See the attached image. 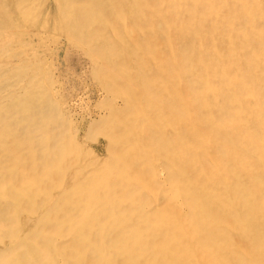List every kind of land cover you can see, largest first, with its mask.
I'll return each mask as SVG.
<instances>
[{
    "label": "bare ground",
    "instance_id": "6f19581e",
    "mask_svg": "<svg viewBox=\"0 0 264 264\" xmlns=\"http://www.w3.org/2000/svg\"><path fill=\"white\" fill-rule=\"evenodd\" d=\"M25 2L18 3L21 13L28 12L25 6L28 8L29 3ZM56 2L57 18L69 25L73 44L84 48L93 59L94 74L100 78L102 73L112 77V81L101 78L113 95L104 106L108 113L104 119L111 116V125L105 122L106 128L109 125L111 130L104 132L105 127L101 126L103 130L99 127L102 131L97 132L107 137L108 157L105 158L108 159L98 166L94 161L82 163V154H77V138L71 134V139L62 132L56 116L52 125L46 122V127L43 123L47 129L36 127L42 130L35 133V142L31 140L35 146L30 144L31 151L24 157L26 167H16L22 169L23 178L21 181L16 178L17 181L14 177L18 182L12 183L16 185L15 195L3 197L10 215L26 212L30 217L27 215L25 219L35 222L30 233L20 237L13 229L7 230L8 220L1 218L0 233L2 228L5 232L0 235L12 233L10 247H4L0 256L8 264H264V0ZM0 21L3 22L2 18ZM56 29L58 32L59 28ZM51 61L50 65L54 62ZM40 84L35 85L42 88ZM43 92L47 91L43 88ZM9 93L16 94L14 90ZM5 101L14 104L13 100ZM17 115H14L16 119ZM23 122L22 119L14 123L16 128L9 132L16 129V133H26L30 124L22 126ZM3 133L0 131V138L4 137ZM93 133L87 136L91 139L97 134ZM34 136L30 135L32 139ZM5 170L2 168L1 174ZM33 178L35 183L31 182ZM14 219L18 222V217ZM22 256L29 259L24 260Z\"/></svg>",
    "mask_w": 264,
    "mask_h": 264
},
{
    "label": "rangeland",
    "instance_id": "374dc122",
    "mask_svg": "<svg viewBox=\"0 0 264 264\" xmlns=\"http://www.w3.org/2000/svg\"><path fill=\"white\" fill-rule=\"evenodd\" d=\"M1 1L2 0H0V20H1V18H2V21L3 22H1L0 21V28L3 26H5L4 24H6L7 26H5L4 27V29L5 30H3V27L1 28L2 30H3V32H2V30H0L1 32H0V40L2 41L3 39H5V40H8V41H5V40H3V44H5V46H3V44L2 43H0V49L2 50V48L4 49V50H0V55L3 53V55H1L0 57V68L2 67L3 68V70H2V68L0 69L1 71H0V81H1V83H0V87L2 86L3 88H4V90H3V88H0V131H1V133H3V135H4V137H2V138H0V161H2V162H0V165H1V168H0V171L2 170V168H3V170H5L4 172H6V173H4L3 171H2V174H1V172H0V197H1V200H0V204H1V202H2V204L0 205L1 207H0V209H2V211L0 210V219L1 218H3L4 219V217H6L5 218V220H8L7 221V225H6V229L8 230V229H13V231H15L17 234L16 235H18L19 234V236L20 237H23L22 235H28L30 232V230H32V226H33V222H35V220L33 221V220H31L30 222L29 221H27V219H25V216H26V218H27V213L26 212H22L21 213V211L19 212V211H16L15 213H14V215L12 216V215H10V210H9V207H7L8 205L6 204L7 202L3 199V197H4V195H6L5 197H11V196H13V195H15V194H13L14 193V188L16 187V185H13L14 183L16 184V183H18L17 181V179H19L20 181H21V179L23 178V175H20V174H22V169H23V166H25L26 167V156H28L27 154L31 151V149H30V144H31V146L34 148V146H35V144H34V142H35V133H39V131L38 130H42V129H44V124L43 123H45L46 124V122L48 123V125L50 126V125H52V120H53V118L56 116L59 120H60V124L62 125V128H61V130H62V132L64 131L65 132V135L66 136H68V137H70L71 138V134H73L74 135V137H75V139L77 138V142L81 145V147L79 148V144H78V147H77V154H79V155H81L82 154V157H83V159H82V157L80 156V161L81 160H83V161H81L82 163H85V164H87V163H89V164H92L93 163V161H94V163L93 164H96L97 166L98 165H101V164H103L107 159L105 158V157H108V149H106V148H108L107 147V145H108V141H107V137L103 134V136H105V137H103L102 136V134H99V133H97L98 131H102L103 130V128L102 127H105L104 129L105 130H103L104 132L107 130V129H110L111 130V128H109V125L107 126V128H106V123L105 122H109V124H110V122H111V116L110 117H107V119H104L106 116H105V114H108L107 113V107H105L104 108V106H105V102H107V100H109L110 98H109V96L110 97H113V95H110L111 94V92H110V90L109 89H106V87L104 86L105 84L103 83L104 81H102L101 82V78H102V80L104 79L105 80V78L106 79H109V80H111V78L112 77H110V75H109V77H106L105 75V73H102L100 76H101V78L100 77H97L95 74H94V70H95V65H93V59L91 58V56L90 55H88L87 54V52L85 51V49L84 48H82V47H80V46H78V45H76V44H73V42L71 41V38L69 37L70 36V34L69 33H71L70 31H68L69 29H68V27H69V25H66V22H62V19H58L59 17V15H58V12H57V10H56V6H57V4H58V2H56V0H48V1H46V0H35V2L33 1V0H31V1H27V0H6L5 2H7L5 5H3L5 2H4V0L2 1V4H1ZM9 1H11L10 3L11 4H9ZM19 1H22V2H25L26 4H28V8H27V5L26 4H24V6L26 7L25 8V12H27L26 11V9H28V12L27 13H21V12H19L20 11V9H19V5L20 4H18L19 3ZM46 1V2H45ZM63 2L62 0H59V3H61V2ZM32 2V3H31ZM37 2H38V5H37V7H36V5H35V3L37 4ZM45 2V3H44ZM48 2V3H47ZM16 3V4H15ZM41 4V6H40V4ZM45 4V8H44V4ZM55 3V4H54ZM9 4V5H8ZM32 4H33V6H35V7H33L32 6ZM6 6H8V7H5ZM9 6H11L10 8H9ZM43 6V7H42ZM47 6H49V8L47 7ZM1 7H2V9H1ZM9 8V9H8ZM34 8L36 9V11L34 10ZM39 10H38V9ZM41 8H42V11H41ZM54 8V9H53ZM6 9V10H5ZM46 9H47V11L48 12H50L49 14H51V15H47V11H46ZM2 10H4L5 11V14H4V11H2ZM13 10V12H11ZM33 11L34 13H32L31 11ZM10 11V12H9ZM14 11H15V13H14ZM19 12V14H18V12ZM41 11V12H40ZM54 11V12H53ZM10 15H8L7 16V13ZM39 12V13H38ZM47 12V13H46ZM56 12V13H55ZM12 14H14V15H12ZM18 14V15H17ZM28 15V17L26 16V15ZM40 14V15H39ZM44 14H46V15H44ZM53 14V15H52ZM55 14V15H54ZM2 15H4L3 17H2ZM44 15V16H43ZM58 15V16H57ZM7 16V17H6ZM12 16H14V17H12ZM15 16H16V18H15ZM39 16V17H38ZM43 16V17H42ZM45 16H46V18H48V22H46V18H45ZM52 16H54V17H52ZM8 17L10 18L9 20H8ZM35 17H36V19H35ZM50 17H52L51 19H50ZM56 17V18H55ZM58 17V18H57ZM7 18V19H6ZM24 18H26L25 20H26V22H24L25 20H24ZM27 18H28V20H27ZM43 18H44V20H45V23H44V20H43ZM3 19H5V20H3ZM12 19V20H11ZM19 19V20H18ZM14 20H16L18 23H16ZM34 20V21H33ZM52 20H59V23H58V21L56 22V21H52ZM61 20V21H60ZM8 22V24L7 23H4V22ZM9 21H12V22H9ZM29 21V22H28ZM33 21V22H32ZM35 21H37V22H35ZM39 21H43V23H40ZM51 21L53 22V23H51ZM13 22H14V24H13ZM20 22V23H19ZM60 22H61V24L62 23H65V26L62 24H60ZM9 23H10V25H9ZM15 23H16V25H15ZM22 23V24H21ZM26 23L28 24V26L26 25ZM54 23H56L55 25H53ZM3 24V25H2ZM11 24H13V26L11 25ZM21 24V25H20ZM33 24V25H32ZM38 24V25H37ZM51 24L53 25V26H51ZM57 24H59V25H57ZM2 25V26H1ZM22 25H24V27H22ZM42 27H41V26ZM43 25H49V28H47V27H43ZM14 26L15 27H17V28H14ZM31 26V27H30ZM10 27H13L14 29H15V31H21V33H16L14 30H13V28H10ZM19 27V28H18ZM21 27V28H20ZM52 27V28H51ZM10 28V29H9ZM29 28V29H28ZM30 28H32L31 30H30ZM35 28V29H34ZM56 29V28H59L58 29V32H57V29H56V31L54 32L52 29ZM63 28V32L61 31V29ZM12 29V30H11ZM19 29V30H18ZM23 29V30H22ZM38 29H40V32H42V30H43V32H44V34H43V32H42V34H40V32H38L39 33V35H37L36 33H37V30ZM49 29V30H48ZM28 30L30 31V32H28ZM35 31V33H34V35L32 34L34 31ZM45 30V31H44ZM47 30L50 32V34L51 35H53V33H54V35L53 36H55V37H53V36H51L50 34H49V32H47ZM13 31V32H12ZM24 31V32H23ZM39 31V30H38ZM60 31V32H59ZM66 31V32H65ZM8 32V33H7ZM11 32V33H10ZM14 32L17 34H14ZM46 32H47V34H46ZM3 33H5V34H2ZM13 33V34H12ZM31 33V34H30ZM60 33H62V34H60ZM12 34V37L11 36H9V35H11ZM26 34H28L29 35V37H28V35H26ZM56 34V35H55ZM1 35H2V37H1ZM4 35H5V38H3L4 37ZM9 37V39H6L7 38V36ZM14 35H16V36H14ZM18 35H20L19 37H17ZM32 35V36H31ZM42 35V36H41ZM49 35V36H48ZM57 35H60L59 37L57 36ZM68 35V36H67ZM34 36H36V38L37 39H35V37ZM47 36V38H45ZM13 37H15V38H13ZM26 37H28L29 39H27ZM43 37V38H42ZM53 39V40H51V38ZM67 38V40H70L69 42L66 40V38ZM3 38V39H2ZM11 38H13V39H11ZM20 39V40H17V39ZM40 38V39H39ZM50 38V39H49ZM25 39V40H24ZM31 39V40H30ZM35 40V41H33V40ZM46 39V40H45ZM48 39V40H47ZM56 39H57V41H56ZM58 39H60V40H58ZM29 40V41H28ZM43 41V43L41 44V42H39V41ZM45 40V41H44ZM0 41V42H1ZM31 41V42H30ZM32 41H33V43H32ZM36 41H37V43H36ZM51 42V43H49V42ZM53 41V42H52ZM8 44H7V43ZM14 42V43H13ZM16 42V43H15ZM21 42V43H20ZM38 42H39V44H41V46H39V44H38ZM61 42V43H60ZM13 43V44H12ZM19 43L20 44H23V45H19ZM26 45H25V44ZM2 44V45H1ZM28 44H30V45H28ZM38 44V45H37ZM43 44H46V45H43ZM52 44V45H51ZM57 44H59V45H57ZM73 46H72V45ZM8 45V46H7ZM10 45H12V46H10ZM16 45V46H15ZM25 45V46H24ZM31 45H34V46H31ZM66 45V46H65ZM2 46V47H1ZM22 46V47H21ZM30 46V47H29ZM38 46V47H37ZM43 46V47H42ZM50 46H51V48H52V50L50 49ZM75 46V47H74ZM7 47V48H6ZM12 49H11V48ZM20 49H22V50H19V48ZM25 47H27V48H25ZM45 47V48H44ZM49 47V48H48ZM57 47V48H56ZM65 47V48H64ZM11 49V51H10V49ZM15 48H17V49H15ZM42 48V49H41ZM54 48H56V49H54ZM6 49V50H5ZM29 49L31 50V51H29ZM33 49V50H32ZM36 50V52H35V50ZM46 49V50H45ZM15 50V51H14ZM18 52H17V51ZM24 50H25V52H24ZM43 50V51H42ZM49 52H48V51ZM6 51V52H5ZM7 51H8V53L9 52H11V53H9V54H6L7 53ZM22 51V52H21ZM46 51V52H45ZM14 52V53H13ZM31 52H32V54H31ZM55 52V53H54ZM84 52V53H83ZM13 53V55H11ZM38 53V54H37ZM53 53H54V55H53ZM5 54V55H4ZM16 54H17V57H16ZM48 55V56H46V55ZM57 54V55H56ZM85 56H84V55ZM10 55H11V57H10ZM22 55V56H21ZM29 57H28V56ZM33 55V56H32ZM35 55V56H34ZM51 55V56H50ZM9 56V57H8ZM16 58H15V57ZM42 56V57H41ZM44 56V57H43ZM51 58H50V57ZM62 56H64V57H62ZM89 58H88V57ZM5 57L6 58H8L7 60L8 61H6V59H5ZM24 57V59H25V61H24V59H22ZM38 59H37V58ZM41 57V58H40ZM57 57V58H56ZM61 57V58H60ZM2 58H4L3 60H2ZM20 58V59H19ZM30 58V59H29ZM48 59V61H47V59ZM49 58H50V61L52 60V61H54V62H52L51 63V65L49 64L50 63V61H49ZM55 58V59H54ZM27 59V60H26ZM45 61H44V60ZM3 62H2V61ZM29 60V61H28ZM55 60H56V62H55ZM19 61H21V62H19ZM41 61V62H40ZM66 61V62H65ZM91 61V62H90ZM2 62V63H1ZM4 62H5V64H4ZM8 62H10L9 63V65H8ZM12 62V63H11ZM17 62V63H16ZM27 62V63H26ZM28 62H30L29 64H28ZM34 62V63H33ZM39 62V63H38ZM49 62V63H48ZM15 63V64H14ZM22 64V65H20V64ZM28 64V66L26 65V64ZM35 63H37L36 65H35ZM41 63H42V65H41ZM91 65H90V64ZM7 64V65H6ZM20 66H19V65ZM23 64H24V66H23ZM45 64H46V66L47 67H45ZM50 66H49V65ZM53 64V65H52ZM5 65V66H4ZM13 65V66H12ZM15 65H17V66H15ZM29 65H34V66H31V67H29ZM65 65V66H64ZM93 65V66H92ZM7 66H8V68H7ZM11 66V67H10ZM39 66V67H38ZM42 66L44 67V68H42ZM48 66H49V68H48ZM53 66H55V67H53ZM6 67V68H5ZM10 67V68H9ZM15 67V70L14 69H12L11 70V68H14ZM22 67H24V68H22ZM28 67H29V69H28ZM37 67V68H36ZM52 67V68H51ZM34 68H36V69H34ZM40 68H41V70H40ZM46 68V69H45ZM68 68V69H67ZM87 68V69H86ZM90 68V69H89ZM18 69V71H16ZM20 69V70H19ZM24 70L23 71V73H22V70ZM32 69V70H31ZM43 69H45V70H43ZM10 70V71H9ZM34 70V71H33ZM56 70V71H55ZM69 70H70V72H69ZM86 72H85V71ZM90 70V71H89ZM7 71V72H6ZM9 71V72H8ZM12 71H16V72H14V73H12ZM27 71V72H26ZM31 71V72H30ZM38 71H40L39 73L41 74H39L38 73ZM49 71V72H48ZM55 71V72H54ZM21 72V73H20ZM37 72V73H36ZM45 73V75H44V73ZM51 72V73H50ZM89 72V73H88ZM20 73V74H19ZM90 73H93V74H90ZM2 74V75H1ZM4 74H6V75H10V77L9 76H5ZM25 74L27 75V76H25ZM34 74H36V75H34ZM103 74H105V75H103ZM3 75H4V77H3ZM32 75V76H31ZM38 75V77H43V78H38V77H35V76H37ZM40 75V76H39ZM51 75V76H50ZM93 75H94V77H93ZM1 76L3 77V78H1ZM18 76H20V77H18ZM25 76V77H24ZM53 76V77H52ZM56 76V77H55ZM87 76V77H86ZM90 76L92 77V78H90ZM24 77V78H23ZM34 77V78H33ZM52 77V78H51ZM12 80H11V79ZM15 78V79H14ZM33 78V79H32ZM35 78H36V80H35ZM39 80H38V79ZM48 78V79H47ZM59 78V79H58ZM79 78V79H78ZM94 78V79H93ZM97 78V79H96ZM7 79H10L9 81H7ZM45 79H47V80H45ZM61 79V80H60ZM99 82V80H100V84L96 81V80ZM6 80V81H5ZM25 80V81H24ZM30 80H32L31 82H30ZM35 80V81H34ZM41 80H43V81H41ZM22 82L21 83V85L19 84L20 82ZM34 81V82H33ZM93 81V82H92ZM97 83H96V82ZM112 81V80H111ZM32 82H33V84H32ZM40 82H41V84H40ZM51 82H52V84H51ZM95 82V83H94ZM3 83V84H2ZM29 83H31V85L29 84ZM38 83V84H37ZM47 85H46V84ZM49 83V84H48ZM54 83H56V85L54 84ZM58 83V84H57ZM26 84L27 85H29V86H27L28 88H26ZM39 86V84H40V86H42V88H38L37 86ZM62 84V85H61ZM95 84V85H94ZM98 84H99V86H100V89H101V91H100V89H99V86H98ZM104 84V85H103ZM10 85H14V86H10ZM33 85V86H32ZM34 85H35V87H37L36 89H34ZM50 85H52L51 87H50ZM60 85V86H59ZM115 85H116V82H115ZM5 86H10V87H5ZM31 86H32V89H34V91L36 92V91H38V93L36 92H34L33 90H31ZM24 87V88H23ZM58 87V88H57ZM135 87V86H134ZM13 88V89H12ZM15 88V89H14ZM21 88H22V90H21ZM26 88V91L24 90ZM43 88H44V90L45 91H47V92H45V94H44V92H43ZM53 88H55V89H53ZM6 89V90H5ZM17 89H19V90H17ZM59 91H58V90ZM106 89V90H105ZM8 90V91H7ZM13 90L16 92V94L15 93H13V94H15L14 96H13V94H10L9 92H13ZM24 90V92H22ZM29 90V91H28ZM104 90V91H103ZM7 91V92H6ZM19 91V92H18ZM31 91V92H30ZM40 91V92H39ZM42 91V92H41ZM52 91V92H51ZM53 91H54V93H56V92H58V93H56L54 96H53ZM64 91V92H63ZM106 91H108V92H106ZM1 92H5V93H1ZM28 92V93H27ZM33 92V93H32ZM61 92V93H60ZM101 92V93H100ZM103 92V93H102ZM8 93V94H7ZM17 93H18V95H17ZM26 93H27V95H26ZM41 93H43L42 95H40ZM80 93H82V95L80 94ZM106 93H108V94H106ZM23 94H25V95H23ZM33 94V95H32ZM35 94V95H34ZM85 94V96H83ZM102 94V95H101ZM4 95H6V96H4ZM12 95V96H11ZM29 95H30V97H29ZM38 95V96H37ZM57 95V96H56ZM105 95H107V96H105ZM20 96H27L26 98H24V97H20ZM98 96V97H97ZM102 97V99H101V97ZM104 96V97H103ZM13 97H15V98H17V99H13ZM19 97H20V99H21V101H20V99H19ZM39 97V98H38ZM40 97L42 98L41 100V102H40ZM53 97V98H52ZM55 97H57V98H55ZM79 97V98H78ZM83 97V98H82ZM96 97L97 98H99V99H96ZM39 100H38V99ZM61 99V100H59V99ZM13 100V102H14V104L13 103H11L10 101L8 102L7 101V103H6V101L5 102H3L4 100ZM56 99V100H55ZM75 99V100H74ZM83 99V100H82ZM89 99V100H88ZM30 100V101H29ZM67 100V101H66ZM71 102V103H69V101ZM74 100V101H73ZM80 100V101H79ZM92 100V101H91ZM95 100V101H94ZM97 100V101H96ZM25 101H27L28 103L27 104H29L28 106L29 107H27V104H26V102ZM33 101V102H32ZM35 101H37V102H35ZM73 101V102H72ZM84 101V102H83ZM99 101V102H98ZM101 101V102H100ZM22 102L24 103V104H22ZM43 102V103H42ZM65 102V103H64ZM95 103L96 104V106L94 105V104H92V103ZM3 103H6V105L5 104H3ZM9 103V104H8ZM32 103V104H31ZM75 103V104H74ZM87 103V104H86ZM89 103H90V105H89ZM31 104V105H30ZM58 104V105H57ZM66 104V105H65ZM77 104H78V106H77ZM84 104V105H83ZM99 104V106L97 107V105ZM100 104H102V106L100 105ZM25 105V106H24ZM61 105H62V107H61ZM76 107H75V106ZM80 105V106H79ZM6 106V108H4ZM15 106H17V107H15ZM21 106V107H20ZM23 106V107H22ZM37 106H40V107H37ZM64 106H66V107H64ZM72 106V107H71ZM87 106V107H86ZM89 106H90V108H89ZM93 106H95L94 108H93ZM7 107H9V108H7ZM26 107L28 108V109H26ZM68 107V108H67ZM83 107H85V110H84V108ZM97 107V108H96ZM100 107H102V108H100ZM17 109V111H16V109ZM20 108V109H19ZM23 108V109H22ZM62 108V109H61ZM71 108V109H70ZM81 110H80V109ZM14 109V110H13ZM26 109V110H25ZM63 109H64V111H63ZM73 109V110H72ZM76 109V110H75ZM90 109H93V110H90ZM100 109V111L102 110L103 112H104V110L106 111V112H100V111H98ZM27 110H28V112H27ZM41 110V111H40ZM69 110V111H68ZM89 110V111H88ZM32 111V112H31ZM69 112L68 114H67V112ZM4 112H8V113H4ZM16 113V115L17 114H19V115H17V119H16V116H14L15 115V113ZM19 112H21V113H19ZM41 113L42 115H40L39 113ZM81 112V113H80ZM86 112V113H85ZM88 112H89V114H88ZM94 112V113H93ZM100 112V113H99ZM14 114V115H11V114ZM23 113V114H22ZM27 113V114H26ZM72 113V114H71ZM97 113H99V114H97ZM102 113V115H100ZM37 114H39L40 115V117L37 115ZM76 114V115H75ZM23 117H22V116ZM32 115H34V117H32ZM35 115H37V116H35ZM73 115L74 116H76V117H73ZM83 115V116H82ZM90 115V117H88ZM93 115H95V116H93ZM96 115H98V116H96ZM14 118H13V117ZM22 118H21V117ZM28 116V117H27ZM41 116L43 117V118H41ZM47 116H48V118H47ZM70 116V117H69ZM79 116V117H78ZM80 116H81V118H80ZM10 117H12V118H10ZM19 117V118H18ZM25 117V118H24ZM31 117V118H30ZM50 117V118H49ZM73 117V118H72ZM96 117V118H95ZM7 118V119H6ZM9 118H10V122H9ZM33 118V119H32ZM45 118V119H44ZM69 118H70V120H69ZM83 118V119H82ZM88 118V119H87ZM5 119V122L3 121ZM22 119H23V123L21 124L22 126H26V124H30L29 126L27 125V128L25 129V132L27 133V131H29L34 137V139H32L31 137H30V135H28V134H26V133H23V131H21L20 133L17 131V133L16 132H14L16 129H13L12 131V133H10L11 132V130H10V132H9V129H11V128H13L14 126H13V124L15 123H18V121L19 120H21L22 121ZM40 119V121L41 122H39L38 120ZM48 119H49V121H48ZM75 119V120H74ZM80 119V120H79ZM8 120V121H7ZM12 120H13V122H12ZM30 120V121H29ZM79 120V121H78ZM86 120H87V122H86ZM89 120V121H88ZM110 120V121H109ZM32 121V122H31ZM77 121V122H76ZM95 121V122H94ZM34 122V123H33ZM38 124H37V123ZM80 122V123H79ZM89 122V123H88ZM36 123V124H35ZM71 123V124H70ZM86 123V125H84ZM101 123V124H100ZM5 124H8V125H5ZM11 124V125H10ZM14 124V125H15ZM33 125V127H31L32 125ZM39 124H41V125H39ZM43 124V125H42ZM87 124H88V127H85V126H87ZM2 125V126H1ZM47 125V124H46ZM48 125L46 126V127H48ZM111 125V124H110ZM5 126H7V128H5ZM8 126H10V128L8 127ZM41 126V128L40 129H38V130H36L37 128H39ZM73 126H75V129L73 128ZM102 126V127H101ZM37 127V128H36ZM45 127V129H47ZM68 127V128H67ZM78 127V128H77ZM82 127V128H81ZM85 127V128H84ZM101 128L102 130H99L98 128ZM14 128H16V127H14ZM24 128V127H23ZM36 128V129H35ZM77 128V129H76ZM81 128V129H80ZM5 129H6V131H5ZM35 131H34V130ZM44 129V130H45ZM68 129V130H67ZM87 129V130H86ZM98 129V130H97ZM70 130V131H69ZM92 130H94V131H92ZM69 131V132H68ZM84 131V132H83ZM86 131V132H85ZM90 132H94L93 133V135L94 134H98V136H97V134H96V136H94V137H92L91 136V139H90V137H88L87 136V133H88V135L90 134ZM8 135H7V134ZM22 133H23V135H22ZM75 133V134H74ZM80 133V134H79ZM9 134L11 135V136H9ZM86 134V135H85ZM27 135H28V137H27ZM92 135V134H91ZM20 136V137H19ZM8 137V138H7ZM18 137V138H17ZM96 137V138H95ZM16 138H17V140H16ZM20 138V139H19ZM29 138V139H28ZM84 138H86V139H84ZM91 140H89V139ZM94 138H95V140H94ZM104 138V139H103ZM22 139V140H21ZM72 139V138H71ZM94 140V142H92L93 140ZM13 140H15V141H13ZM34 141V142H32V141ZM80 140H82V142L80 141ZM89 140V141H88ZM10 141V142H9ZM96 141V142H95ZM98 141V142H97ZM12 142V143H11ZM15 142V143H14ZM83 142H87V143H83ZM102 142V143H101ZM105 142L107 143V145L105 144ZM6 144V143H8V144H10L11 145V148H10V145H6L7 146V148H5L6 146L3 144ZM18 144V147H16L17 146V144ZM25 144V145H23V144ZM2 145V146H1ZM12 145H14V146H12ZM19 145H21V146H19ZM84 145V146H83ZM90 145V146H89ZM89 146V147H88ZM105 146H106V148H105ZM15 147V148H14ZM27 147H28V149H27ZM25 148V149H24ZM78 148H79V150H80V152H79V150H78ZM91 148V149H90ZM18 149L20 150V151H18ZM22 149H24V151L25 150H27V151H25V153H24V151L22 150ZM85 149V150H84ZM92 149H93V151H92ZM106 149V150H105ZM16 152H15V151ZM28 150H30V151H28ZM91 150V151H90ZM100 150V151H99ZM2 151H3V155H2ZM8 151V153H6ZM12 151V152H11ZM81 151H83V152H81ZM84 151H86L87 152V154L84 152ZM89 151H90V154H92L91 156H90V154H89ZM28 152V153H27ZM16 153V154H15ZM21 153H24L23 155V157H22V155H21ZM94 153H95V155H96V157H95V155H94ZM13 156H12V155ZM6 155V156H5ZM16 155H19V156H16ZM26 155V156H25ZM101 155V156H100ZM2 156H3V158H2ZM84 156L86 157V158H84ZM4 157L6 158L5 160H4ZM15 157V159H13V158ZM24 157H26L25 159H24ZM95 157V158H94ZM21 158H23V159H21ZM90 158V159H89ZM101 158V159H100ZM2 159V160H1ZM10 159H12L11 161H10ZM6 160H9V161H6ZM17 160V161H16ZM88 160H89V162H88ZM90 160H91V162H90ZM100 160H102L101 162H100ZM4 161V162H3ZM12 161H13V163H12ZM16 161V162H15ZM87 161V162H86ZM11 162V163H10ZM19 164H18V163ZM6 163V164H5ZM8 163V164H7ZM5 164V165H4ZM24 164V165H23ZM9 165V166H8ZM17 165L19 166V167H21V168H19L18 167V169L16 168L17 167ZM4 166V167H3ZM6 166V167H5ZM11 166V167H10ZM9 168V169H8ZM11 169V170H10ZM20 169V170H19ZM11 172H10V171ZM16 171H17V174H18V176H17V174H16ZM19 171L21 172V173H19ZM8 172V173H7ZM16 174V175H15ZM13 175V176H12ZM3 176H5L4 178H3ZM10 176L12 177V178H10ZM17 176V177H16ZM2 177V178H1ZM14 177H15V179L17 180H15L14 179ZM37 177V176H36ZM3 180H5V181H3ZM15 180V181H14ZM33 180H34V182H33ZM20 181H19V183H20ZM31 182H33V183H35L36 182V180H35V178H33L32 180H31ZM65 182L66 183H68V180H65ZM13 183V184H12ZM18 185V184H17ZM10 186H12V187H10ZM10 190V191H9ZM4 191V193L2 194V192ZM11 191H13L12 192V194H10V193H8V192H11ZM35 202H37L36 200H35ZM23 203V202H22ZM21 204V203H20ZM19 206L20 205H18V207H17V209L19 210ZM21 209V208H20ZM10 212V213H9ZM9 215H8V214ZM2 214V215H1ZM7 214V215H6ZM12 214V213H11ZM21 214V215H20ZM6 215V216H5ZM18 215V216H17ZM20 215V216H19ZM9 217H11V218H9ZM17 218L18 217V222H16L17 220L16 219H14V218ZM22 217H23V219H22ZM28 217H30L29 215H28ZM9 218V219H8ZM32 218V217H31ZM2 219V220H3ZM10 220V221H9ZM16 220V221H15ZM17 223V225H15ZM20 224V227L18 226L19 224ZM23 223H25V224H23ZM32 223V224H31ZM13 224V225H12ZM25 225V226H24ZM23 226V227H22ZM18 231V232H17ZM26 231V232H25ZM34 231V230H33ZM3 232H5V230H4V228H2V231H1V233H3ZM0 233V234H1ZM12 233V232H11ZM11 233H8V232H6L5 234H3V235H0V251H2L3 249H4V247L5 248H9L10 247V244H8V243H10L11 242V237H9V236H11L10 234ZM23 255H25V254H23ZM23 258H24V260H28L29 258H25V256H22ZM24 260L22 261V263L24 262ZM0 261H1V264H8V261H7V259L6 258H4V257H1L0 256Z\"/></svg>",
    "mask_w": 264,
    "mask_h": 264
}]
</instances>
